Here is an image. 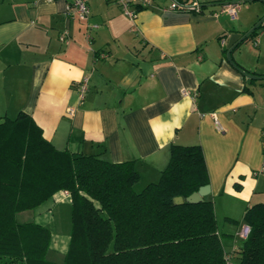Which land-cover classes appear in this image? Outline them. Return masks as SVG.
I'll use <instances>...</instances> for the list:
<instances>
[{
    "label": "crops",
    "instance_id": "crops-1",
    "mask_svg": "<svg viewBox=\"0 0 264 264\" xmlns=\"http://www.w3.org/2000/svg\"><path fill=\"white\" fill-rule=\"evenodd\" d=\"M179 1L202 11L150 0L130 18L112 0H86L85 21L66 13L68 0H0V117L26 112L59 150L134 160L141 188L159 179L171 144H198L231 250L245 208L264 203V78L239 69L264 76V27L248 34L264 21V0H242L235 18L221 10L233 0ZM233 32L245 37L228 59ZM48 200V211H70L64 191Z\"/></svg>",
    "mask_w": 264,
    "mask_h": 264
},
{
    "label": "trees",
    "instance_id": "trees-1",
    "mask_svg": "<svg viewBox=\"0 0 264 264\" xmlns=\"http://www.w3.org/2000/svg\"><path fill=\"white\" fill-rule=\"evenodd\" d=\"M260 27L264 21L249 36ZM138 182L134 160L59 150L26 112L0 117V264H226L228 252L231 264H264V203L245 208L250 231L231 250L211 199L173 203L209 183L198 144H171L159 179L140 189ZM59 190L70 198L71 229L63 260L56 262L46 257L49 228L18 221L16 213Z\"/></svg>",
    "mask_w": 264,
    "mask_h": 264
},
{
    "label": "built area",
    "instance_id": "built-area-1",
    "mask_svg": "<svg viewBox=\"0 0 264 264\" xmlns=\"http://www.w3.org/2000/svg\"><path fill=\"white\" fill-rule=\"evenodd\" d=\"M116 2L120 7L122 12L129 16L130 18H133L136 14V4H139L140 6H145L150 3V0H112ZM242 4V0H233L230 2H226L221 5V10L226 12L231 18H235L240 6ZM168 9L173 10H193L195 12H201L202 6L198 1H193L191 3L182 2L179 0H170V3L167 6ZM66 13L68 15L75 14L79 19L81 20H87L89 17V6L86 2V0H68L67 2V8ZM88 26L96 27V24H90ZM67 31H63L60 34V40L63 42L67 41ZM223 42V40H222ZM87 89V78H84L81 85H80V93L81 98L83 97V93ZM214 119V126L218 130H221V124L219 120L213 115ZM67 194V192H64ZM250 231V226L247 223H243L240 225L238 230V237L241 239H244ZM226 264H231L232 260V253L228 252L226 255Z\"/></svg>",
    "mask_w": 264,
    "mask_h": 264
},
{
    "label": "rangeland",
    "instance_id": "rangeland-1",
    "mask_svg": "<svg viewBox=\"0 0 264 264\" xmlns=\"http://www.w3.org/2000/svg\"><path fill=\"white\" fill-rule=\"evenodd\" d=\"M137 188L140 189L141 186L138 185ZM51 204L52 201L48 200L36 208L18 211L16 213V219L18 221L34 220L46 224L45 226H48L51 232L52 240L54 241V239H58L59 243L56 245L57 242H53L54 245L50 246L51 248L47 251L46 257L56 262H60L63 260L69 239L66 234V228L67 225L70 224V211H68L66 208L64 210L62 209L63 211H58L60 206H56V208L53 207L51 211H48L47 206H50ZM45 205L46 207H44ZM240 224L242 225L243 223L241 222ZM61 244H63L64 247L61 246ZM53 256H57V258H50ZM17 262L19 263V261Z\"/></svg>",
    "mask_w": 264,
    "mask_h": 264
},
{
    "label": "water",
    "instance_id": "water-1",
    "mask_svg": "<svg viewBox=\"0 0 264 264\" xmlns=\"http://www.w3.org/2000/svg\"><path fill=\"white\" fill-rule=\"evenodd\" d=\"M245 37V35H241L238 32H233L230 34L228 42H227V58L230 59V54L233 46L240 40H242ZM241 72L248 78H264V76L253 74L247 70H244L242 68H239ZM210 192V186L209 184H204L198 187L197 190L192 191L190 194H188L185 197H182L180 195L173 197V203L175 204H181L184 201L196 203L201 200H203V197L207 195Z\"/></svg>",
    "mask_w": 264,
    "mask_h": 264
}]
</instances>
